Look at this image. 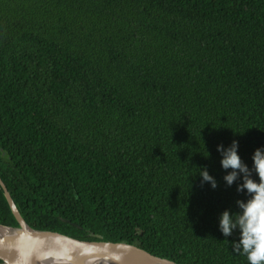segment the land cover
Masks as SVG:
<instances>
[{
	"label": "trees",
	"instance_id": "1",
	"mask_svg": "<svg viewBox=\"0 0 264 264\" xmlns=\"http://www.w3.org/2000/svg\"><path fill=\"white\" fill-rule=\"evenodd\" d=\"M233 139L250 167L264 0H0V180L30 228L248 264L217 227L246 199L216 151Z\"/></svg>",
	"mask_w": 264,
	"mask_h": 264
},
{
	"label": "clouds",
	"instance_id": "2",
	"mask_svg": "<svg viewBox=\"0 0 264 264\" xmlns=\"http://www.w3.org/2000/svg\"><path fill=\"white\" fill-rule=\"evenodd\" d=\"M237 149L235 139L226 146L216 145L220 167L228 170L223 181L227 186L238 181L236 191H243L246 196V199L235 201L237 211L225 208L218 214L217 227L225 238L237 233V238L231 241L232 251L244 254L248 264H264V145L253 149L250 167L241 159ZM208 155L207 152L205 157ZM198 169L201 184L207 182L215 189L217 181L206 166ZM253 173L258 179H253Z\"/></svg>",
	"mask_w": 264,
	"mask_h": 264
},
{
	"label": "water",
	"instance_id": "3",
	"mask_svg": "<svg viewBox=\"0 0 264 264\" xmlns=\"http://www.w3.org/2000/svg\"><path fill=\"white\" fill-rule=\"evenodd\" d=\"M0 187L5 200L18 222L17 227L0 225L9 230H24V234L17 237H0V264H40L32 259L38 255H67L80 259L79 264H91L92 259L105 264H131L135 261L149 264H177L171 260L154 256L147 251L124 242H110L101 240H78L57 232L35 230L26 225L20 217L7 188L0 180ZM43 261V260H40ZM44 262H48L45 258ZM43 263V262H42ZM98 264V263H96Z\"/></svg>",
	"mask_w": 264,
	"mask_h": 264
},
{
	"label": "bare ground",
	"instance_id": "4",
	"mask_svg": "<svg viewBox=\"0 0 264 264\" xmlns=\"http://www.w3.org/2000/svg\"><path fill=\"white\" fill-rule=\"evenodd\" d=\"M24 234V230L22 231H17V230H9L6 228H1L0 227V237H4V236H11V237H17V236H21ZM47 259L48 262H44V259ZM35 262L38 260L40 264H79L80 263V259H74L73 257L67 256V255H62V254H57V255H53V256H49V255H38L32 258ZM43 260V261H40ZM94 262H92L91 264H105L102 263L100 261H97L95 259H92ZM43 262V263H42ZM131 264H149V263H145L142 262L140 263L139 261H135Z\"/></svg>",
	"mask_w": 264,
	"mask_h": 264
}]
</instances>
